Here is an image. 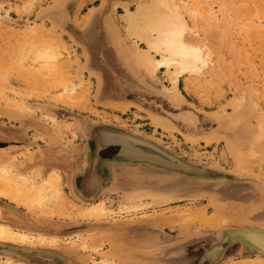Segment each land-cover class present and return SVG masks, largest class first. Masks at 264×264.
<instances>
[{
	"label": "rangeland",
	"instance_id": "obj_1",
	"mask_svg": "<svg viewBox=\"0 0 264 264\" xmlns=\"http://www.w3.org/2000/svg\"><path fill=\"white\" fill-rule=\"evenodd\" d=\"M184 1L201 10L212 6L231 18L223 35H216L214 19L196 24L211 61L197 77L180 76L174 87L180 100L199 112L205 133L192 136L171 126L170 131L156 130L150 122L168 118L164 110L188 106L177 99L163 69L150 76L132 66L136 45L120 14L123 5L132 9L136 0H0V166L21 154L13 161L14 173L37 169L40 177L27 175L35 184L58 172L66 205V213L52 208L42 213L0 198L1 224L58 239L53 246L0 243L49 248L74 264H101L102 258L112 264H198L206 256L202 264H264L261 243L253 247L223 241L228 229L264 230V153L255 142L258 134L264 137V34L259 35L264 31V0ZM250 28L255 35H249ZM45 47L57 52L48 67L31 60L34 50ZM65 85H75L71 101L62 96ZM76 114L123 125L185 159L247 180L195 184L172 191L177 199L163 205H151V194L172 195L167 189L130 181L91 201L81 200L70 184L85 148ZM45 115L57 124L45 121ZM67 121L74 125V139L62 129ZM99 202L112 210V217L77 215ZM118 203L140 205L126 211ZM6 260L23 262L0 251V264Z\"/></svg>",
	"mask_w": 264,
	"mask_h": 264
},
{
	"label": "bare ground",
	"instance_id": "obj_2",
	"mask_svg": "<svg viewBox=\"0 0 264 264\" xmlns=\"http://www.w3.org/2000/svg\"><path fill=\"white\" fill-rule=\"evenodd\" d=\"M196 1H198L199 4L201 1H203L205 4V2H208L209 0ZM196 1L195 3H197ZM196 5L191 6L184 0H136L134 8L132 9L127 7L126 5H123V12L120 14L128 38L131 39L134 45H136V47L133 48L132 53L134 58L132 66L136 68H142L150 76H153L158 70L163 69L164 73L168 75L171 85L173 86L174 94L179 101H182L180 100L181 97L177 89L174 88L179 77L183 75L197 77V75L202 73L203 70L208 68V65L211 61L210 49L205 41L200 38V33L198 32V30H196V24L198 22H201L202 24L206 25L209 23L210 19H214V30L217 32L216 35H223L226 31H224L226 22L231 19L227 15V13L220 9L214 10L212 6H207L208 8H206L205 10L203 7V10H201L200 7ZM251 30L252 29L250 28L249 31ZM257 30H260V28ZM253 31L254 30H252L249 35H251ZM261 32L262 33H260L259 35L264 34V31ZM206 39L208 40V38ZM226 39L227 40H225V43L226 41L227 43L231 42L229 41L230 39ZM261 43L264 44V42ZM140 44H142L143 46L139 47L138 45ZM231 49L233 50V48ZM56 59L57 52L56 49L52 47L38 48L34 50L32 52L31 58L33 62L40 61L43 64L42 67H48V65L50 63L52 64V62H54V60ZM74 91L75 85H65L63 87L62 96L71 101L75 97V95H73ZM163 91L165 93H169V88L164 87ZM128 95L130 94H127V96ZM130 96L132 97V95ZM22 110H25V106H21L20 111ZM166 111L168 114L178 116L183 119L190 129L199 126L200 122L198 123L196 115L190 110H180L181 112H179V114L177 113L178 115L169 110ZM44 120L53 125L57 124V121L53 116L45 115ZM150 122L156 130L160 128L164 131H168L170 128V125L167 123L168 120H165V118L163 119V117L162 119L154 117ZM261 122L264 121L261 120ZM62 129L64 131H67L71 138L74 139L76 137L74 125L72 122L67 121L66 123H63ZM171 130L173 131L174 129ZM93 132L94 137L92 162L89 171L85 173L81 181V191L85 195L89 192L91 193V191H93L104 179L103 174H101L100 172L101 160L98 158V150L100 147L110 142H120L122 144L123 156L140 158L151 163H156L158 165L160 164L164 166L163 168H166L168 170L170 169V171L166 172L171 175H175L172 170L183 172L185 174H194L195 176H204L208 174L207 169L200 168L194 164L183 161L141 136L133 135L116 128L102 125L94 126ZM259 135L260 134H258V137L255 138V142L260 143L261 151L262 153H264V137H262V135ZM195 140H197V138ZM20 156L21 154L18 156H14L10 160V162L4 163L0 166V198L9 200L12 203H15V205H24L25 208L27 207V209L40 210V212L42 213L49 210V208H52V210L56 211L57 214L66 213L65 194L62 189L63 186L61 175L58 172L53 171L49 176L47 175L48 177L41 183L37 182L38 184H35L32 182L31 178L27 177V175L32 176V174L35 172L36 176L40 177V172L37 169L25 175L14 173L13 161L15 159H18L17 157L20 158ZM185 176H182L183 179L187 178ZM133 177L135 178V175ZM142 178L143 176L138 177L134 180H137L136 182L139 183ZM163 179L169 180L164 176L160 179L157 178L158 182H154L157 185L155 186L165 187L168 190V187H171V185H160V180L163 181ZM180 183L181 182H175L174 184L178 186L181 185ZM172 191L173 190L169 189L168 193L170 192L172 193V195L167 194V196H165L166 194L164 195L159 193L151 194V205H163L168 201L177 199L178 196L173 195L174 192ZM138 205L140 204L137 203L126 205L123 203H118L117 206L121 210L125 209L126 211H129L131 209L136 210V207H138ZM111 212L112 210L108 209L104 202H99L91 204L90 206H85L83 208V211L79 212L77 215L83 216L86 219L90 220H99L100 218L105 219L112 217L110 216ZM57 240L58 239L55 237H45L39 234L31 235L19 230L12 229L11 227L0 223V242H9L20 245L53 246L57 244ZM67 242L71 243L70 241ZM53 260L54 259L51 258V260L48 259L47 261L54 262ZM100 262L101 264H112L111 260L104 258H102ZM2 264L15 263L10 260H6ZM19 264L26 263L21 262Z\"/></svg>",
	"mask_w": 264,
	"mask_h": 264
},
{
	"label": "water",
	"instance_id": "obj_3",
	"mask_svg": "<svg viewBox=\"0 0 264 264\" xmlns=\"http://www.w3.org/2000/svg\"><path fill=\"white\" fill-rule=\"evenodd\" d=\"M182 103L188 106L187 110L192 111L196 115L198 123L201 122L199 118V112L192 109L189 103L185 101H182ZM179 112L181 111H176L173 113L178 115ZM164 113L168 117L165 118V120H168L167 123L178 132H181V134L196 135L198 132L204 131L199 126L190 129L188 125L184 122V120L181 119L180 117L168 114L166 110H164ZM74 117L76 120L79 121L80 127L82 129L85 139V148L82 157L83 160L82 165L81 167L75 169L74 172L72 173L70 177V184L75 195L81 200L91 201L97 195H99L101 191L116 189L117 187H119V184L123 183V181L134 182V184L136 185L148 183L152 186H155L156 184L154 182L156 183L158 182L157 178L160 179L163 178V176L167 177V179L169 180L166 179H163V181L160 180V185L161 184H163L162 186L171 185V187L168 188L173 191H186L188 188L199 183H208V184L211 183L218 185L225 182L247 180L244 177L227 173L221 169L206 166L201 163L189 159H185L179 156L178 154H176L175 152H173L172 150H170L169 148L163 146L159 142L151 139L150 137L132 131L123 125L112 123L110 121H98L85 116H80L78 114H76ZM99 125L116 128L126 133L141 136L147 139L148 141H150L151 143L158 145L159 147L171 153L172 155L180 158L181 160L194 164L200 168L207 169L208 174L204 176L203 175L195 176L194 174H185L183 172H177L172 170L175 173V175H171L166 172V171H170V169L168 170L166 168H163L164 166L160 164L158 165L156 163H151L149 161L140 158H131L128 156H123L122 144L120 142H110L100 147L98 150V158L101 160L100 172L101 174H103L104 179L93 191H91V193L89 192L85 195L81 191L82 190L81 181L85 173L89 171L91 166L92 156H93V137H94L93 128L94 126H99ZM203 133H205V131ZM108 148H115L116 150L107 156H103L102 152L107 150ZM134 175L135 178L133 177ZM136 176L138 177L143 176L142 180L139 183L136 182L137 180H134L138 178ZM182 176L183 177L185 176L187 178L183 179ZM175 182H181L180 183L181 185L176 186V184H174ZM158 188L167 189L165 187H158ZM225 232L226 234L225 237L223 238V241H225L227 244H233V243H241L244 245L246 244L257 245L259 243L264 244V239L260 240L255 237L256 235L264 236V230H255L252 228H232L226 230ZM261 249L264 250V248ZM0 251L7 252L13 257L18 258L19 260L23 261L26 264H74L70 259H68L64 255L49 248H38V247L31 248L26 246L7 245L0 243ZM206 257H202L198 262V264H202ZM46 258L50 260L51 258H53L54 262L51 261L48 262L47 261L48 259Z\"/></svg>",
	"mask_w": 264,
	"mask_h": 264
},
{
	"label": "flooded vegetation",
	"instance_id": "obj_4",
	"mask_svg": "<svg viewBox=\"0 0 264 264\" xmlns=\"http://www.w3.org/2000/svg\"><path fill=\"white\" fill-rule=\"evenodd\" d=\"M259 239V238H258Z\"/></svg>",
	"mask_w": 264,
	"mask_h": 264
}]
</instances>
